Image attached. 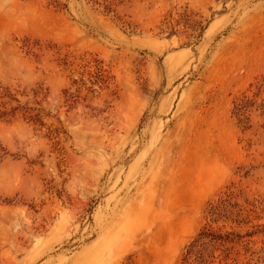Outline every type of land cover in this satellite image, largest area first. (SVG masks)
<instances>
[{
    "label": "rangeland",
    "instance_id": "374dc122",
    "mask_svg": "<svg viewBox=\"0 0 264 264\" xmlns=\"http://www.w3.org/2000/svg\"><path fill=\"white\" fill-rule=\"evenodd\" d=\"M262 228L264 0H0V264H186L205 229L264 264Z\"/></svg>",
    "mask_w": 264,
    "mask_h": 264
},
{
    "label": "trees",
    "instance_id": "16d2710c",
    "mask_svg": "<svg viewBox=\"0 0 264 264\" xmlns=\"http://www.w3.org/2000/svg\"><path fill=\"white\" fill-rule=\"evenodd\" d=\"M239 110L242 111L243 108L239 107ZM244 112V111H243ZM241 112V113H243ZM229 205H231V201L229 198H221L217 204H213L211 207V212L213 214H220L221 211L226 209ZM238 214H241L240 211ZM239 223L242 222V220L237 219ZM264 233V228L260 229ZM257 231L248 232L246 235H243L241 233H235V232H226L225 234L220 235H213L211 230L205 229L202 230L199 235L189 244V247L187 249V255L185 257V261L189 263V259L196 255L199 258V262L202 264H206L208 262L207 259H205L206 251L208 246L211 244L212 246H216L217 248L221 247L223 248L222 251L225 252L224 258H228L230 253L235 249L236 246L242 247L244 249V255L248 257V260L251 261L254 259V254L256 250H252L251 242H253L252 236ZM264 251V248L262 249ZM238 253H242L241 248H238ZM260 258H264L263 255L259 256Z\"/></svg>",
    "mask_w": 264,
    "mask_h": 264
}]
</instances>
